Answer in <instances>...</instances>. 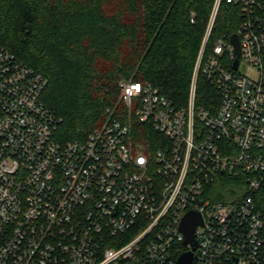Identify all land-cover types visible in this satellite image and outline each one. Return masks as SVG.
Listing matches in <instances>:
<instances>
[{
	"label": "built area",
	"instance_id": "1",
	"mask_svg": "<svg viewBox=\"0 0 264 264\" xmlns=\"http://www.w3.org/2000/svg\"><path fill=\"white\" fill-rule=\"evenodd\" d=\"M223 2L241 10L237 69L231 42L206 54ZM201 75L218 92L210 109L196 106ZM47 85L0 46V264H180L190 252L191 264H264V0L215 1L184 108L124 82L127 117L65 143ZM137 124L162 146L145 153ZM225 177L237 188L219 201ZM190 213L196 250L181 230Z\"/></svg>",
	"mask_w": 264,
	"mask_h": 264
},
{
	"label": "trees",
	"instance_id": "2",
	"mask_svg": "<svg viewBox=\"0 0 264 264\" xmlns=\"http://www.w3.org/2000/svg\"><path fill=\"white\" fill-rule=\"evenodd\" d=\"M215 1L0 0V46L47 79L44 101L60 120L59 139L85 142L121 118L112 111L124 82L150 83L179 108L187 106ZM241 20V10L223 2L206 54L219 40L230 44ZM198 86L197 108L210 109L218 92L202 75ZM135 128L145 153L162 146L150 126ZM236 185L219 180L218 200L229 199Z\"/></svg>",
	"mask_w": 264,
	"mask_h": 264
},
{
	"label": "water",
	"instance_id": "3",
	"mask_svg": "<svg viewBox=\"0 0 264 264\" xmlns=\"http://www.w3.org/2000/svg\"><path fill=\"white\" fill-rule=\"evenodd\" d=\"M231 44L234 48L235 54L237 55V59L234 64V68L237 69L239 65V57L241 56V45L238 34H234L231 37ZM201 222V217L196 213H190L184 219L181 230L186 235V244L192 243L194 244V250L197 249V244L194 239V232L197 224ZM193 260V253H187L183 255L180 259V264H191Z\"/></svg>",
	"mask_w": 264,
	"mask_h": 264
},
{
	"label": "rangeland",
	"instance_id": "4",
	"mask_svg": "<svg viewBox=\"0 0 264 264\" xmlns=\"http://www.w3.org/2000/svg\"><path fill=\"white\" fill-rule=\"evenodd\" d=\"M214 8V7H213ZM212 16V15H211ZM211 19V18H210ZM246 72H248V73H252L250 70H246ZM136 82H138V81H136ZM116 109H117V111H116ZM112 113L115 115V116H119V117H122L123 116V114H124V116L125 117H127V115H128V113L126 112V109H125V107L123 106V104H121V101L119 102V106L117 107V108H115L113 111H112ZM123 113V114H122ZM162 140V139H161Z\"/></svg>",
	"mask_w": 264,
	"mask_h": 264
}]
</instances>
